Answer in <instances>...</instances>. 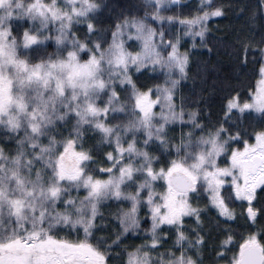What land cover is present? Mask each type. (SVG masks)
Masks as SVG:
<instances>
[{
  "label": "trees",
  "instance_id": "16d2710c",
  "mask_svg": "<svg viewBox=\"0 0 264 264\" xmlns=\"http://www.w3.org/2000/svg\"><path fill=\"white\" fill-rule=\"evenodd\" d=\"M15 1L41 5L50 0H11ZM90 1L96 6L90 22L75 28L78 38L74 46L84 60L89 59L90 50L82 49L81 44L93 47L91 49L98 46L106 52L113 42L120 41L128 49L133 44L126 37L130 25L145 29L150 26L156 30L162 28L164 39L172 41L178 20L206 18L207 28L202 30V43L192 50L186 76L175 84L165 67L138 68L131 72L129 84L121 80L112 81L105 76L109 90L100 94L101 103H110L112 95L120 91L118 99L122 103L136 106V100L143 92L154 93L151 95L155 102L151 129L147 131L145 126L137 123L130 130V135L123 139L124 143L132 140L141 155L147 154L154 168L167 169L171 164L198 165L209 154V143L205 147L204 140H210L217 133V142L222 141L226 157L234 149H241L246 142L253 141L254 134L263 129L264 119L255 121L253 115H239L228 105L232 100L248 101L259 82L264 57V0H192L160 8L151 0ZM9 28V37L17 44L13 55L17 60L25 61L29 68L32 67L30 64H51L67 53V46L62 47L50 38L44 43L25 46L24 36L34 33L29 19L11 16ZM1 64L0 74L8 76L11 70L4 69ZM52 73L54 77L45 95L33 99L35 117L30 115L27 106L14 108L16 119H12L13 114L10 116L9 112L2 113L6 117L0 115V238L20 237V227L26 224L36 232L29 238L31 240L56 237L84 242L96 247L103 256H108L110 264H128L135 258L139 263V256H134L143 253L144 246L133 238L139 228L145 231L149 228L150 218L145 215V221L138 220L139 227L136 226L132 204H126L122 199L106 202L99 196L94 202H89L88 209L85 208L88 215L76 212L79 215L76 221L59 218L60 215L70 217L73 213L65 212L66 201L59 202L57 208L59 198L68 196L64 186H69L68 181L74 180L61 170L70 148L67 143L74 142L78 151L82 149L91 153V163L84 167L83 177L103 180L106 169L110 167V156L115 152L99 124H126L133 118L130 112L117 110L105 115V119L97 115L91 117L69 100L66 91L61 93L62 97L56 91L50 92L56 83L58 90H63L58 71L52 68ZM171 85L175 89L166 111L170 115L165 118L163 108L167 106V100L161 89ZM61 100L67 103L61 104ZM149 121L144 119V124ZM164 122L169 125L163 126ZM144 142L147 145L144 146ZM54 145L57 147L52 149ZM48 147L49 150L46 149ZM60 175L63 176L60 184H54ZM226 195L233 203L236 202L231 189ZM24 202L33 205L35 210H26L21 216L16 210ZM253 208L256 211L253 228L264 243V186ZM210 228L219 229L217 237L213 233L209 235L216 248H212L210 254L207 251L209 264H215L219 261L214 254L219 252L226 234L235 231L242 234L246 230L228 227L221 219H216Z\"/></svg>",
  "mask_w": 264,
  "mask_h": 264
},
{
  "label": "rangeland",
  "instance_id": "374dc122",
  "mask_svg": "<svg viewBox=\"0 0 264 264\" xmlns=\"http://www.w3.org/2000/svg\"><path fill=\"white\" fill-rule=\"evenodd\" d=\"M187 1L192 0H151L157 8ZM41 5L31 1L0 0V63L4 69L11 70L8 76L0 74V115L6 117L2 113L9 112L14 119L16 110L27 106L30 115L35 117L33 101L45 95L54 77L52 68H55L63 90H58L56 83L50 92L56 91L62 97L61 93L66 91L69 100L91 117L97 115L105 119V115L117 110L130 112L133 118L126 124H99V129L106 132L109 146L115 152L110 156V167L106 169L103 180L83 177L84 167L91 163V153L82 149L78 151L74 142L67 143L70 148L61 170L74 180L68 181L69 186H64L68 196L59 198L57 208L59 202L66 201L65 212L73 213L70 217L60 215L59 218L76 221L79 216L76 212L88 215L85 208L88 209L89 202H94L99 196L106 202L122 199L126 204H132L136 226L139 227L138 220L145 221V215L150 222L146 231L139 228L133 238L144 246V254H135L134 257L139 256V263L135 258L128 264H150L158 257L169 258L173 264H209L207 251L210 254L212 248H216L209 235H219V229L210 228L216 219H221L228 227H243L246 231L226 234L221 240L219 252L214 254L219 261L215 264H238L244 246H259L264 254V243L253 228L256 218L253 203L264 186V127L254 134L253 141L246 142L241 149H234L226 157L222 141L217 142V133L210 140H204L205 147L209 143V154L212 156L206 154L198 165L171 164L167 169L154 168L148 155H141L132 140L123 142L137 123L145 126L147 131L151 129L155 104L151 95L154 93L143 92L136 100V106L122 103L118 99L120 91L112 95L110 103L100 101V94L109 90L105 76L112 81L121 80L129 84L131 72L138 68L165 67L173 84L185 77L192 50L202 43V30L207 28L206 18L177 19L172 41L164 39L162 28L156 30L150 26L145 29L130 25L126 37L133 44L128 49L120 41L113 42L106 52L98 46L91 49L93 47L81 44L82 49L90 50L89 59L84 60L74 46L78 38L75 28L90 22L95 4L90 0H50ZM11 16L29 19L34 27V33L23 38L25 46L44 43L50 38L62 47L67 46V53L51 64H30V70L25 61L17 60L13 55L17 44L9 37ZM174 87L161 89L167 100V106L163 108L165 118L170 115L166 111L171 105L169 100L173 98ZM62 102L67 103L65 100ZM228 106L236 109L239 115H253L255 121L264 119V57L253 96L246 102L232 100ZM144 119H150L148 124H144ZM168 125L166 122L163 124ZM55 147L51 146L52 149ZM175 171H183L192 178L191 189L183 192L171 184L169 176ZM61 177L54 184H60ZM228 189L234 193L235 203L226 195ZM79 192H82L81 196ZM26 210H35V207L24 202L16 211L22 216ZM19 232L20 237L0 238V264H110L109 257L103 256L91 244L56 237L31 240L29 238L36 232L26 224L20 227Z\"/></svg>",
  "mask_w": 264,
  "mask_h": 264
},
{
  "label": "water",
  "instance_id": "95a60500",
  "mask_svg": "<svg viewBox=\"0 0 264 264\" xmlns=\"http://www.w3.org/2000/svg\"><path fill=\"white\" fill-rule=\"evenodd\" d=\"M171 184L185 192L190 189L193 183L192 178L183 171H175L169 176ZM264 254L259 246H244L241 250V257L238 264H263Z\"/></svg>",
  "mask_w": 264,
  "mask_h": 264
},
{
  "label": "flooded vegetation",
  "instance_id": "af4514ba",
  "mask_svg": "<svg viewBox=\"0 0 264 264\" xmlns=\"http://www.w3.org/2000/svg\"><path fill=\"white\" fill-rule=\"evenodd\" d=\"M191 189V187H190ZM150 264H173L172 261L169 260V258L166 257H158L156 259H152V262Z\"/></svg>",
  "mask_w": 264,
  "mask_h": 264
}]
</instances>
